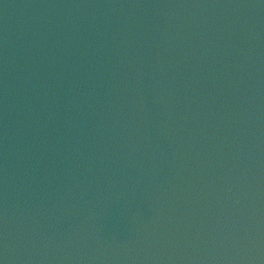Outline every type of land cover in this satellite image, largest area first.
Returning a JSON list of instances; mask_svg holds the SVG:
<instances>
[{
  "label": "water",
  "instance_id": "obj_1",
  "mask_svg": "<svg viewBox=\"0 0 264 264\" xmlns=\"http://www.w3.org/2000/svg\"><path fill=\"white\" fill-rule=\"evenodd\" d=\"M0 264H264V0H0Z\"/></svg>",
  "mask_w": 264,
  "mask_h": 264
}]
</instances>
